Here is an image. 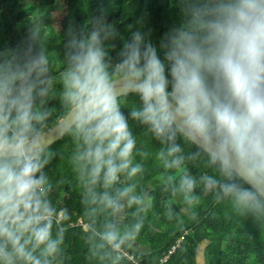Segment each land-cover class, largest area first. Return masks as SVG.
I'll use <instances>...</instances> for the list:
<instances>
[{"label": "clouds", "instance_id": "9594fccd", "mask_svg": "<svg viewBox=\"0 0 264 264\" xmlns=\"http://www.w3.org/2000/svg\"><path fill=\"white\" fill-rule=\"evenodd\" d=\"M181 11L183 23L161 42L163 60L137 31L113 61L105 42L116 31L103 20L65 43L62 111L52 131L75 146L70 162L85 189L84 214L135 205L123 230L106 221L93 232L101 259L132 246L154 201L135 183L94 191L144 173L149 153L130 121L161 145L155 159L167 173L165 189L182 198L191 219L201 202L198 188L237 213L264 217V0H181ZM38 38L33 28L23 52L0 54V264H56L61 220L69 219L49 198L45 170L54 153L44 128L53 113L42 105L52 80ZM198 160L206 171L197 177L187 164ZM164 214L182 228L171 204Z\"/></svg>", "mask_w": 264, "mask_h": 264}, {"label": "trees", "instance_id": "16d2710c", "mask_svg": "<svg viewBox=\"0 0 264 264\" xmlns=\"http://www.w3.org/2000/svg\"><path fill=\"white\" fill-rule=\"evenodd\" d=\"M68 1L77 2L71 9L76 20L88 17L83 9L85 2L79 1H87L93 16L83 21L58 22V18H65L68 13ZM183 19L181 0H0V54L23 52L29 44L31 30L35 28L38 31L39 38L34 43L37 47H44L48 55L52 80L50 94L42 105L53 113L46 122L44 131H47L55 125L62 111L58 95L61 88L59 77L67 51L65 43L71 36H82L92 30L97 20H103L116 31V36L105 42L113 61L123 44L130 41L137 31L146 34L163 60L161 42L166 33L183 23ZM132 99H129V104ZM37 105H40L39 99ZM130 123L138 144L149 153L142 161L144 173L132 181L121 177L113 187L94 186L95 192L102 193L114 192L124 183H135L137 193L146 191L154 197L140 235L132 246L125 245L122 250L133 255V260L140 264H198L201 247L205 264H264V217L237 213L227 202L217 203L211 195H205L198 188L201 202L195 209L196 219H191V211L182 198L172 196L170 190L165 189L162 178L167 173L155 159L161 145L143 126ZM51 147L54 156L45 170L53 185L49 198L61 215L66 209L69 217L66 221L61 220L64 243L56 264H133L117 252L101 259L94 247L100 241L98 237H91L94 231L103 230L106 221L117 223L123 230L134 219L135 205L126 204L122 220H117V215L110 210L98 211L94 216L85 215L88 208L82 203L85 189L79 185L70 162L75 150L73 141L65 136L52 143ZM194 150V147L186 148V152ZM187 167L197 177L206 171L202 160L189 162ZM169 204L184 220L182 228L176 226L175 220H167L164 213ZM173 246L175 249L170 253ZM165 256L168 257L163 260Z\"/></svg>", "mask_w": 264, "mask_h": 264}, {"label": "rangeland", "instance_id": "374dc122", "mask_svg": "<svg viewBox=\"0 0 264 264\" xmlns=\"http://www.w3.org/2000/svg\"><path fill=\"white\" fill-rule=\"evenodd\" d=\"M79 2H85V7L83 8L87 14H88V17L87 18H84V19H79V20H76L75 17H72V12H71V9H72V6L74 3H77V2H74V1H68V13L67 15L65 16V18H58V15H57V18H58V22H63V21H66L67 23H70V22H74V21H83L85 19H89L93 16V12L92 10L90 9L89 5H87V1H79ZM126 204H127V201H125V206L123 209L120 210V212L117 214L118 215V219L117 220H122V217H123V214H124V209L126 207Z\"/></svg>", "mask_w": 264, "mask_h": 264}, {"label": "water", "instance_id": "95a60500", "mask_svg": "<svg viewBox=\"0 0 264 264\" xmlns=\"http://www.w3.org/2000/svg\"><path fill=\"white\" fill-rule=\"evenodd\" d=\"M55 127V125L53 127H51L50 129H48L47 131H45L46 135V141L47 143H49L50 145L52 143H54L57 139V133L52 131V129ZM117 215V214H116Z\"/></svg>", "mask_w": 264, "mask_h": 264}, {"label": "built area", "instance_id": "2783aa9c", "mask_svg": "<svg viewBox=\"0 0 264 264\" xmlns=\"http://www.w3.org/2000/svg\"><path fill=\"white\" fill-rule=\"evenodd\" d=\"M179 241H180V240H179ZM179 241H178V242H179ZM174 249H175V246H173V247L171 248L170 253H172ZM117 255L127 257L129 260L132 261L133 264H140V263H138L137 261L133 260V259H134V258H133V255H130L127 251L120 250L119 252H117ZM167 257H168V256H165V257L163 258V260H166Z\"/></svg>", "mask_w": 264, "mask_h": 264}, {"label": "crops", "instance_id": "0c3cea01", "mask_svg": "<svg viewBox=\"0 0 264 264\" xmlns=\"http://www.w3.org/2000/svg\"><path fill=\"white\" fill-rule=\"evenodd\" d=\"M142 251L146 252V249L142 248ZM202 252H203V247L200 248L199 253H198V258H197L198 264H205L203 257H202Z\"/></svg>", "mask_w": 264, "mask_h": 264}]
</instances>
